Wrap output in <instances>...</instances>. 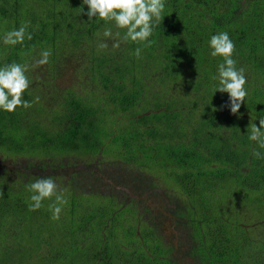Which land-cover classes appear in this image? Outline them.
<instances>
[{
	"label": "trees",
	"instance_id": "obj_1",
	"mask_svg": "<svg viewBox=\"0 0 264 264\" xmlns=\"http://www.w3.org/2000/svg\"><path fill=\"white\" fill-rule=\"evenodd\" d=\"M20 1L0 0V22L32 38L6 45L0 29V67L29 65L22 99L39 101L0 110V243L25 230L47 264H264V149L248 139L264 118V0H164L148 47L82 0H37L23 20ZM221 32L245 69L236 114L213 94ZM47 177L68 200L58 220L52 200L29 211L25 185Z\"/></svg>",
	"mask_w": 264,
	"mask_h": 264
},
{
	"label": "clouds",
	"instance_id": "obj_2",
	"mask_svg": "<svg viewBox=\"0 0 264 264\" xmlns=\"http://www.w3.org/2000/svg\"><path fill=\"white\" fill-rule=\"evenodd\" d=\"M82 4L87 5V12L84 14L89 21L95 17L105 22H113L116 29L126 30L121 38L123 41L146 42L145 47L151 44L149 37L153 33L154 23L160 25L164 18V0H82ZM27 28L28 23H23L18 29L7 31L4 34L3 43L14 46L22 44L26 37L31 40L32 36L27 33ZM103 36L113 38L112 29L106 28ZM115 36L119 37L120 32L117 31ZM119 43L120 41L117 40L112 47H119ZM107 47V43L98 44L99 50ZM209 47L212 49L210 53L212 57L223 58V63L218 66V75L212 77L213 80L218 81V84L214 86L213 94L217 91L226 92L229 97L230 112L236 114L248 95L244 87L247 82L244 75L245 69L236 67L237 62L232 58L235 45L227 32L213 35L209 41ZM140 54L141 49L137 48L134 55L140 57ZM50 55V49L42 51L34 66L48 63ZM28 70L29 65L15 62L0 67V110L13 112L17 107L27 109L39 101V97L31 102L22 99L23 93L31 83L26 75ZM248 139L256 142L259 149H264V118L259 119V127L252 123ZM252 154L256 159H264V154L260 151L254 149ZM25 189L31 194L29 211L40 209L45 200L53 201L49 204L53 220L59 219L63 206L68 204L63 191L58 190L56 182L51 177L36 179L25 185ZM0 195L3 193L0 192Z\"/></svg>",
	"mask_w": 264,
	"mask_h": 264
},
{
	"label": "rangeland",
	"instance_id": "obj_3",
	"mask_svg": "<svg viewBox=\"0 0 264 264\" xmlns=\"http://www.w3.org/2000/svg\"><path fill=\"white\" fill-rule=\"evenodd\" d=\"M19 3L17 16L15 18L23 20L22 18L26 16L23 14H27L29 10L34 12L33 9L37 8L36 5L39 3V1L25 0L24 2L20 1ZM7 14L13 16L15 11L10 10ZM14 23L15 22H12L11 20L0 22V29L11 30L18 28L19 26L15 25ZM13 158L18 161L25 160L18 157ZM48 248L50 247H48L46 243H40L38 239L30 237L24 230V233L20 238L11 237L8 241L5 240L0 243V264H47V262L50 260V255L47 257L48 260H45L42 255H39V252ZM67 258V256H63L60 259L62 262H65L68 260ZM75 261L83 262L80 259H76ZM62 262L59 264H65ZM52 264H55V262Z\"/></svg>",
	"mask_w": 264,
	"mask_h": 264
}]
</instances>
